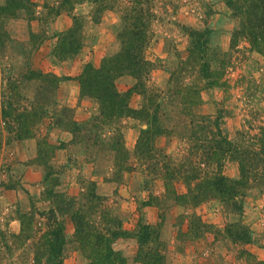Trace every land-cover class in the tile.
<instances>
[{
    "label": "rangeland",
    "instance_id": "1",
    "mask_svg": "<svg viewBox=\"0 0 264 264\" xmlns=\"http://www.w3.org/2000/svg\"><path fill=\"white\" fill-rule=\"evenodd\" d=\"M98 1L0 0V126L5 130L0 154V264H102L105 244L87 245L96 243V233L105 236L114 250L111 264L264 263V159L253 146L264 128V57L243 40L231 48L240 19L224 0H138L144 16L137 27L144 28L137 30L145 29L140 53L149 64L143 67L149 68L148 76L139 85L125 74L116 86L123 94L138 86L141 94L136 90L133 108L148 103L149 95H159L154 104L164 110L165 124L171 129L178 126L172 136L157 139L150 153L154 159L149 160L143 152L135 154L148 126L125 118L116 122L118 132L113 131V120L102 115L101 104L82 92L80 78L88 65L101 67L122 47L124 13L104 11ZM133 1L111 0V4L137 6ZM148 7L154 17L146 16ZM61 14L69 16L71 26L58 33L53 21ZM206 28L213 32L205 60L218 75L201 82L220 80L223 85L207 86L195 113L206 115L207 121L218 119L222 134L239 150L223 170L239 180L242 162L249 172V185L240 198L242 211L217 200L182 205L164 186L165 162L188 164L201 153L197 139L209 144L214 138L204 122L183 119L177 108L182 98L177 89L196 84L193 75L179 74L189 56V33ZM173 74L176 80L171 83ZM88 98L95 108L83 105ZM16 114L22 116L18 123ZM84 115L88 117L82 119ZM18 129L30 135L21 141H37L32 160H24L13 147ZM67 138L69 143L61 141ZM59 149L67 153H60L57 161ZM83 160L95 163L94 179L84 177ZM31 168L43 176L35 196L27 190L35 186L33 172L26 176ZM177 188L181 194L187 191L181 183ZM18 192L29 203L28 211H21L18 195L15 200ZM59 193L75 198V203L60 219L65 224L63 253L52 258L49 248L41 242L36 246L49 230L38 223L43 218L37 213L53 208ZM33 207L38 211L33 240L21 244L13 236L20 233L22 214ZM238 226L248 229L249 242L235 238L242 232Z\"/></svg>",
    "mask_w": 264,
    "mask_h": 264
},
{
    "label": "trees",
    "instance_id": "2",
    "mask_svg": "<svg viewBox=\"0 0 264 264\" xmlns=\"http://www.w3.org/2000/svg\"><path fill=\"white\" fill-rule=\"evenodd\" d=\"M98 2H101L99 7L104 11L115 9L124 13L122 16L124 28L119 35L122 47L120 52L114 55L113 58H106L101 67L96 68L88 65V68L85 69L80 78L83 95L94 98L101 104V111L104 112L102 115L104 114L105 118L107 117L113 120V131L115 132H118L119 128L116 122L119 123L125 118H132L145 123L148 127L142 130L135 154L139 155V152H143V158L146 157L149 160L154 159L150 153H152L157 139L164 136H172L174 134L173 132L178 129V126H173L172 130L168 124H165L162 116L164 110L160 108L159 104H154L159 95L154 96L148 94L150 98L148 103H144L141 108H133L131 106V99L137 93L136 90L139 91L138 86L135 85L134 88L132 87L125 94L121 93L116 86L117 79L125 74L134 77L139 85L148 76L149 68H143L148 62L145 61L144 56L140 53V45L143 43L142 37L145 29L143 31L142 29L137 30L138 28H144L141 26L137 27L139 24L138 19L144 16V14H141L142 11H138L140 2L134 0L133 4L137 5L135 7H130L126 2H122L123 4L121 5L118 2L115 5L111 4V0H109L110 4L106 0H99ZM224 2L232 10L234 16L241 21L240 28L232 34L231 48H235L238 42L243 40L249 45L251 51L264 57V0H224ZM146 13V16H155L153 9L150 7H148ZM139 14L141 15L139 16ZM212 32V30L206 28L203 31L192 30L189 33L191 41L189 56L186 61L182 62L179 74L193 75L196 84H192V86L182 84L177 89V93L182 96L180 106L177 108L181 109L180 115L184 116L183 119H190L191 123L196 121L204 122L206 126L203 127L209 128L214 138L208 141L209 144H200L202 140L198 138L197 142L199 143L201 153L196 154L195 158L188 164L177 165L171 159L169 163L165 162L163 165L164 186L166 193L173 195L179 204L182 205L185 204V201H188L193 206H199L205 202L217 200L232 205L237 211H242L243 206L240 198H243V190L249 185V172L242 162L241 179L239 180L227 177L223 170L225 162L228 159H235L239 150L231 140L222 134L218 119L213 122L210 120L207 121L206 115L195 113V108L203 101L202 93L204 89L207 86L219 87L223 85L220 80H212L208 85H203L201 82L203 80L210 81L214 78V75H218L217 72L211 71V65L205 60V56L209 50V36ZM222 77L223 74L219 78L221 79ZM175 80L176 74H173L170 82L174 83ZM144 86H146L145 82ZM139 93L141 94L140 91ZM15 116L16 118L14 120L18 123L22 116L20 115L19 117L17 114ZM2 117H4L3 113ZM4 123L7 124L6 121ZM28 137H30L28 133L23 132L22 129H18L15 140L21 141ZM196 145L198 144L196 143ZM4 146L5 130L0 126V154ZM253 146L254 150H258L257 153L262 154L264 159V128L261 129V133L257 137V143ZM180 183L186 186V193L181 194L178 191L177 185ZM52 193L53 190L50 194ZM56 199L53 208L47 212L39 213L33 207L32 211L22 214L20 233L13 236L21 244L30 240L32 241V232L36 225L34 216L38 212L37 214L40 218H43L42 222L38 223L43 228L46 227L49 230H44L39 240L36 241V246L39 248L42 243L49 248L50 252L54 254L51 255L53 256L52 258H58L63 253V247L65 245V224L60 219L68 214L67 211H70L69 207H73L72 205L75 203V198H69L64 193L57 194ZM71 216L74 219L77 218L76 213H71ZM239 228L242 232L239 236L237 234L235 238H238L240 242H249L248 229ZM95 242H88L89 244L87 245L97 247V245L105 244V257L102 264H111L114 250L107 246L106 237L100 234L97 235L96 233ZM56 264H62V262Z\"/></svg>",
    "mask_w": 264,
    "mask_h": 264
},
{
    "label": "crops",
    "instance_id": "3",
    "mask_svg": "<svg viewBox=\"0 0 264 264\" xmlns=\"http://www.w3.org/2000/svg\"><path fill=\"white\" fill-rule=\"evenodd\" d=\"M53 25L55 28L58 27V33L67 31L71 26L70 18L67 14H61L53 21ZM77 94H78V92H77ZM75 95H76V92H75ZM65 101L67 104L71 103L70 99H68V100L65 99ZM86 102L89 103L90 105H92L94 108L96 107V104L91 99L88 98L86 100H83V105H85ZM87 117H88V115H84V117L82 119H86ZM49 131L50 130H48L47 133L52 132V131H50V132ZM68 134H70V133H68ZM61 141H65L66 143H69V138H67L66 140L61 139ZM13 147L15 148L16 153L17 154L19 153V155L21 153L22 158H24V160H26V161H28L30 159L32 160L37 155V152L35 151V148L37 147L36 139H28V140L21 141V142L17 141ZM15 151L12 152V155L15 153ZM60 153L65 154V153H67V150L66 149H59L57 151V154H59L57 161H60V159H61ZM85 161L83 160L84 165L87 167V169L85 171H83V174H84V177L88 178V176H92V174H93V171L95 169L94 168L95 163L92 161L91 162L87 161L88 163H85ZM32 172H33V177H35L34 178L35 186L31 187V188L29 187V188H27V190L31 193L32 196H35V195H38L40 193L39 187H40L41 181L43 179V176L40 174V172L38 170L32 169V168L27 171L26 176H29V175L32 176ZM93 177L94 176H92V179H94ZM28 178L29 177H27L26 181H28ZM76 183H77L76 180L73 181L70 184L71 185L70 189H72V187L75 186ZM77 187H78V185H77ZM78 189H80V188L78 187ZM82 190L85 191V189H83V188H82ZM17 195L20 197V206L19 207L21 208V211H26V210L28 211L29 210V203H27L24 199L22 200L23 196L19 192H18V194L15 195L16 201L18 200ZM3 198H6V194L3 195ZM13 225H16L15 221L13 222Z\"/></svg>",
    "mask_w": 264,
    "mask_h": 264
}]
</instances>
